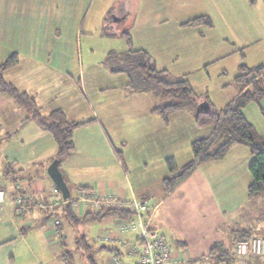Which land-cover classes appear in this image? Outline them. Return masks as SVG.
<instances>
[{"label":"crops","instance_id":"obj_1","mask_svg":"<svg viewBox=\"0 0 264 264\" xmlns=\"http://www.w3.org/2000/svg\"><path fill=\"white\" fill-rule=\"evenodd\" d=\"M149 1L150 3L147 4ZM200 1L204 4V10L197 15H190L186 12L189 7H193L191 0H144L152 21H146L148 17L145 15L142 24L133 25L130 28L131 32L128 29L123 32H128L130 45L134 31L137 34L138 31L146 30L145 33L151 36V48L153 47L155 54L151 53V49L143 46L111 51L125 53L129 50H144L152 56L155 67L158 70H166L169 79L173 81L183 78L189 80L190 76H194L192 73L194 66L203 67L204 64L213 61H222L227 57L234 58L235 52H239L246 60L251 48L264 44L263 0ZM90 2L91 0H0V64L13 53H16L18 58L17 65L4 72V78L7 71L15 68L21 73V60L45 61L53 58L64 61L70 54L73 55L79 35L85 25L88 26ZM137 2L138 7L140 0ZM108 11L109 7L103 8L98 17L99 27L104 35L106 32L103 28L111 27V23L105 18ZM141 15H143L142 9L135 14L136 24L138 16L142 17ZM200 15H206L212 21L211 27L202 26L208 28L206 31L196 29L197 26L195 31H191L193 29L181 25ZM121 18H127L124 9L120 12ZM89 26L86 34L93 32ZM258 50L264 55L263 48ZM166 56L175 59L183 56L192 62L181 60V64H171L168 68L162 62ZM242 64L248 67L263 65L262 62L252 65H248L247 62ZM171 67L176 70L175 74L170 72ZM223 69V72L226 71V68ZM238 74L234 76V81ZM203 80L204 87H207L205 77ZM21 82L23 81L16 77L9 83L19 91L28 93L35 100L26 81L24 80V84ZM190 84L197 94L196 84L194 82ZM224 84L231 83L228 81L218 83L219 86ZM234 88L235 94L231 100L240 92V85L236 82ZM204 94L206 95V92L199 95ZM38 109L40 111L39 107ZM151 109L148 110L150 113ZM145 113L147 112L143 109V114ZM153 118L154 116L148 113L146 123L150 125L156 120ZM20 120L24 127L27 126L24 139L29 141V146L24 155L25 161L28 162L26 166L18 162L15 156L16 144L6 149L5 153L9 154L15 170L10 171L6 167L5 169L14 179L16 187L9 195V202L5 197V202L0 205V264H12L15 258L13 251L23 244L29 252L27 254L31 258L35 257L26 238V235L32 234L34 229L40 231L41 236L44 237L43 241L46 242L49 254L60 253V256L64 257V253L67 252L64 248L67 233L74 237L72 233L74 226H84L90 222L99 223L94 243H88L84 234H77L73 242L76 244L79 237L85 239L93 251V255L89 257L94 264H138L137 256L128 250L137 240L136 231L129 227L137 217L132 209L124 206L134 199L150 200L141 219L165 237L171 252L169 264H230V261L218 260L222 255L221 251L227 254L235 241L244 235L264 237V193L254 198L248 197L247 190L252 181L248 167L253 156L245 145L234 144L222 159L197 165L171 191L165 192L163 179L170 174H164L162 167L154 184H150L144 177L132 181L129 167L133 168V171H138L141 165H144L146 169V159L137 160L130 155L129 148L127 149L128 140L123 145H126L125 148L116 149L111 144L108 132L98 115L93 113L92 119L79 122L83 124L74 130V151L59 160V169L70 191L69 200L63 203L61 193L47 174L48 164L45 167L43 163L48 150L52 149L51 159L55 158L57 152L55 140L49 132L30 118V115ZM130 123H134V117L130 118ZM131 129L133 133L129 137L132 141L138 142L144 152L148 150L144 144L146 140L144 129L140 133L134 126ZM164 158L159 156L161 161ZM9 163L8 161V165ZM6 172H4L5 177H7ZM176 174L178 173L172 175ZM2 189L7 194V190ZM83 189H89L99 195L113 196L122 207L113 205L103 207L91 202L74 204L71 199ZM17 195L24 196L25 203L30 206L23 213L12 210ZM39 202L45 206H38ZM68 203L72 213L81 219L77 224L71 223L65 216L64 208ZM109 210L129 212L131 215L126 217L110 215L98 220L82 221L85 214L97 215L101 211ZM16 232L19 239L13 241ZM32 242L34 243L35 240ZM215 246L218 247L216 253L212 252ZM68 254L73 264V255ZM124 257H126L125 261H123ZM64 258L61 262L53 264H66ZM83 260L85 262L84 258ZM38 263L42 264L39 261ZM245 264H264V256L250 257Z\"/></svg>","mask_w":264,"mask_h":264},{"label":"rangeland","instance_id":"obj_2","mask_svg":"<svg viewBox=\"0 0 264 264\" xmlns=\"http://www.w3.org/2000/svg\"><path fill=\"white\" fill-rule=\"evenodd\" d=\"M191 2L193 7H189V10L187 9V14L197 15L201 10H204V4L200 0H191ZM149 3L150 1L147 4ZM137 4V0H91L88 5L87 22L88 26L92 25L89 26V29L93 30V32L91 34L85 33L88 27H86V24L76 41L73 55L70 54L68 59L64 61L53 58L45 61L21 60V73L18 68H15L6 72L5 79L8 82H13L16 77H19L23 84L25 80L35 97L37 107L40 108V112L43 115H47L54 108H61L66 113L68 120L86 122L93 118V113H96L103 127L108 132L111 144L116 149L122 150V148H125L126 145H123L128 140L127 149L129 148L130 155L137 160L146 159V169L144 165H141L138 171H133V168L129 167L132 181L134 182V180L144 177L150 184H154L161 167L164 174L167 175L169 173L165 165V158H173L178 173L193 158L191 143L208 136L213 126L197 125L190 109L173 112L168 118V123H164L158 113H150L148 111L157 103L151 93H140L128 89L125 86L128 81L127 74L109 71L106 59L111 50L122 51L127 48L143 46L146 49H151V53L155 54L153 47L151 48V36L145 33L146 30L138 31L137 34L134 31V38L131 37L132 43L130 45L122 35V32L126 29L131 32L132 29L130 30V28L133 25L142 24L145 15L148 17L146 21H152L149 18V11L146 9L147 4H145L144 0H140L138 7ZM108 7L109 11L105 18L111 23V27L103 28L106 32V35H104L100 30L98 17L100 11L103 8L108 9ZM122 9L125 10L127 18L120 19ZM141 9L143 15H141L142 17L138 16L136 24L135 14ZM91 20H93L92 23ZM202 26H197L198 28L196 27V29L205 31L208 29ZM185 27L195 31L193 26ZM259 48L264 49V44L251 48L249 53H247L246 60L239 52H235L233 54L234 58L227 57L222 61H213L204 64L203 67L194 66L195 69L192 71L194 76H190V81H188L196 84L198 95L202 94V92H206L207 95L199 96L197 108L201 109L208 101L212 104L213 110H220L230 101L235 94L233 93L235 90L233 78L239 73L238 66L242 62H247L248 65L256 64L257 62L264 64V55L262 52H258ZM181 60L188 61L183 56L179 57V59L166 56L162 62L169 68L171 64H181ZM223 68H226V71L223 72ZM175 71L171 67L170 72L175 74ZM200 76H202V79H200ZM203 77H205L207 87H204ZM170 78L173 79L175 77ZM249 78H245V81ZM223 81H228L231 84L219 86L220 84L218 85V83ZM143 109L147 113L143 114ZM243 111L248 121L253 124L256 132L264 136V97L257 102H249ZM148 113L154 116L153 119H156L150 125L146 123ZM30 114V108L18 96L5 94L0 90V186L7 190V202H9V195L14 191L16 185L12 176L6 172L5 167L10 171L15 170V168L14 164L11 163L9 154L5 152L8 147L16 144V159L20 164L25 165L28 162L25 161L24 155L29 146V141L24 139L27 126L24 127L20 119ZM131 117H134L133 124L130 123ZM132 126L137 129L138 133L146 127L143 133L146 139L144 144L148 150L145 152L138 142L134 143L129 137L133 133ZM18 143L20 144L19 149ZM52 154V149L46 152L43 162L45 167L46 164L49 166L56 159H51ZM159 156L165 157L163 161L159 160ZM8 161L10 162L9 165ZM4 172H6L7 177L4 176ZM72 191L74 192V189ZM26 204L28 205V203ZM98 228V222H90L84 226H74L72 233H74V237L77 234H84L88 243H94ZM66 230L68 229L66 228ZM67 234L64 248L73 255V264H91L88 260V257L93 255L91 248L87 250L79 248L73 242L74 237L70 236V233ZM26 238L32 247V253L35 254V257L32 256L31 258L27 254L29 252H27L23 244L13 251L15 258L12 264H40L38 261L42 264H53L61 262L62 258H64L60 256V253L53 255L47 252L46 242L45 240L43 241L44 237L41 236V232H38L37 229L32 230V234H27ZM18 239L19 235L16 232L13 241ZM32 240H35V242L33 243ZM125 260L126 257L123 258V261Z\"/></svg>","mask_w":264,"mask_h":264},{"label":"trees","instance_id":"obj_3","mask_svg":"<svg viewBox=\"0 0 264 264\" xmlns=\"http://www.w3.org/2000/svg\"><path fill=\"white\" fill-rule=\"evenodd\" d=\"M181 25L211 27L212 21L208 16L200 15L187 20ZM123 36L127 43H130L128 32H123ZM106 60L110 72L127 74V88L135 92L151 93L154 96L157 103L151 111L158 113L164 123H168V118L173 112L190 109L197 125L213 126L211 135L191 143L193 158L181 168L178 174L172 175L177 172L173 158L168 157L165 159V165L170 174L163 179L165 192L171 191L197 165L220 160L232 145L241 144L247 146L253 156V160L248 167L252 178L247 190L248 197L254 198L264 193V136L256 132L253 124L247 120L243 113V109L249 102H257L264 97V64L254 67H248L244 64L239 65V74L235 77V82L240 85L239 94L223 109L213 110L210 103L206 101L208 109L201 110L197 108L200 95L193 91L189 81L186 78L170 80L166 70H158L152 57L146 51L129 50L125 53L111 51ZM17 63V54L13 53L0 64V90L5 94L18 96L26 103L31 110L30 118L52 135L57 145L55 158L61 160L74 151L73 132L83 123L68 120L66 114L60 108L52 110L47 115H42L32 96L19 91L4 78V72L17 65ZM248 77L250 78L245 81V78ZM243 82L245 83L243 84ZM64 213L73 224L81 221L72 213L70 203L64 208ZM110 215L126 217L130 216L131 213L115 210L101 211L97 215L85 214L82 221L98 220ZM248 237L250 236L244 235L238 239ZM76 244L79 248L86 250L90 248L83 237H79ZM217 248L215 246L212 252L216 253ZM221 254L218 257L220 262L230 261L225 251H221ZM64 257L67 264H72L71 256L67 252L64 253ZM88 260L91 264H94L90 257H88Z\"/></svg>","mask_w":264,"mask_h":264},{"label":"built area","instance_id":"obj_4","mask_svg":"<svg viewBox=\"0 0 264 264\" xmlns=\"http://www.w3.org/2000/svg\"><path fill=\"white\" fill-rule=\"evenodd\" d=\"M6 191L0 188V205L5 202ZM24 196L17 195L15 197L12 210L17 213H23L30 206L24 201ZM70 198V197H69ZM68 199L63 200V203ZM71 201L74 204L89 203L101 205L103 207L118 206L122 207L118 201L110 195H99L89 189H83ZM150 200H132L127 205V208L132 209L137 217L129 224L131 230L137 233V240L134 246H130L128 250L135 254L138 258V264H169L171 259L170 248L164 236L150 226L148 222L141 219V215L147 210ZM41 202L38 206H42ZM230 264H245L250 257L264 256V237L250 236L246 239H238L235 241L232 249L228 251Z\"/></svg>","mask_w":264,"mask_h":264},{"label":"water","instance_id":"obj_5","mask_svg":"<svg viewBox=\"0 0 264 264\" xmlns=\"http://www.w3.org/2000/svg\"><path fill=\"white\" fill-rule=\"evenodd\" d=\"M207 109H208V105L207 103H205L204 106L201 108V110H207ZM47 174L52 180V182L55 184L59 192L61 193L62 198L64 200L68 199L70 197V191L59 169V159H54L49 164V166L47 167Z\"/></svg>","mask_w":264,"mask_h":264}]
</instances>
